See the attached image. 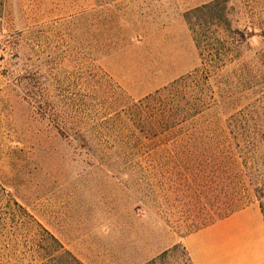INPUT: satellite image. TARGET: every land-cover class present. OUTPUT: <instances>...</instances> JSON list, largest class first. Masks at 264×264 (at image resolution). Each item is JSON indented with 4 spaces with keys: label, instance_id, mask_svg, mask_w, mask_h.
Segmentation results:
<instances>
[{
    "label": "rangeland",
    "instance_id": "374dc122",
    "mask_svg": "<svg viewBox=\"0 0 264 264\" xmlns=\"http://www.w3.org/2000/svg\"><path fill=\"white\" fill-rule=\"evenodd\" d=\"M231 118L264 136V0H0V264H192L178 140Z\"/></svg>",
    "mask_w": 264,
    "mask_h": 264
},
{
    "label": "trees",
    "instance_id": "16d2710c",
    "mask_svg": "<svg viewBox=\"0 0 264 264\" xmlns=\"http://www.w3.org/2000/svg\"><path fill=\"white\" fill-rule=\"evenodd\" d=\"M163 96V93L157 92L147 97V101L161 102ZM204 124L202 133L209 132V136L178 140L198 150L193 156L195 164L191 170L196 192H209L213 196L208 205V215L189 227V235L250 207L252 196L264 200V187L255 191L244 183L250 174L248 164L260 156L264 146V136L256 137L262 131V125L238 118ZM204 178H207L208 185H204ZM260 209L264 216V202L260 203Z\"/></svg>",
    "mask_w": 264,
    "mask_h": 264
},
{
    "label": "crops",
    "instance_id": "0c3cea01",
    "mask_svg": "<svg viewBox=\"0 0 264 264\" xmlns=\"http://www.w3.org/2000/svg\"><path fill=\"white\" fill-rule=\"evenodd\" d=\"M192 264H264V216L248 207L185 238Z\"/></svg>",
    "mask_w": 264,
    "mask_h": 264
}]
</instances>
